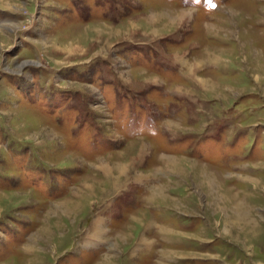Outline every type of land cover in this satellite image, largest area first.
Returning a JSON list of instances; mask_svg holds the SVG:
<instances>
[{
	"label": "rangeland",
	"instance_id": "obj_1",
	"mask_svg": "<svg viewBox=\"0 0 264 264\" xmlns=\"http://www.w3.org/2000/svg\"><path fill=\"white\" fill-rule=\"evenodd\" d=\"M0 264H264V0H0Z\"/></svg>",
	"mask_w": 264,
	"mask_h": 264
}]
</instances>
